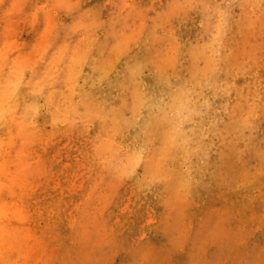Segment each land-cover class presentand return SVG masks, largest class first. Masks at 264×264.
<instances>
[{
	"label": "rangeland",
	"instance_id": "obj_1",
	"mask_svg": "<svg viewBox=\"0 0 264 264\" xmlns=\"http://www.w3.org/2000/svg\"><path fill=\"white\" fill-rule=\"evenodd\" d=\"M0 264H264V0H0Z\"/></svg>",
	"mask_w": 264,
	"mask_h": 264
}]
</instances>
